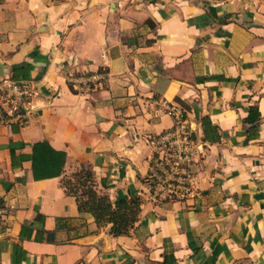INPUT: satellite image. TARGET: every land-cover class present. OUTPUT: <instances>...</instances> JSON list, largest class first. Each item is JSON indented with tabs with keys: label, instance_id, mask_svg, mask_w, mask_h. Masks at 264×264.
I'll return each instance as SVG.
<instances>
[{
	"label": "crops",
	"instance_id": "obj_1",
	"mask_svg": "<svg viewBox=\"0 0 264 264\" xmlns=\"http://www.w3.org/2000/svg\"><path fill=\"white\" fill-rule=\"evenodd\" d=\"M6 77L34 83L37 114L0 120V264H264V0H0ZM174 105L197 156L169 195L152 176ZM40 142L63 176L34 179ZM82 169L112 202L141 198L128 236L66 193Z\"/></svg>",
	"mask_w": 264,
	"mask_h": 264
},
{
	"label": "built area",
	"instance_id": "obj_2",
	"mask_svg": "<svg viewBox=\"0 0 264 264\" xmlns=\"http://www.w3.org/2000/svg\"><path fill=\"white\" fill-rule=\"evenodd\" d=\"M107 73L79 74L71 77L74 91L84 92L100 86ZM36 87L30 81H16L10 77L0 81V120L5 124H16L21 128L30 125L37 114L34 102ZM175 120L172 131L155 141L158 156L154 162L155 180L160 193L176 195L191 187L192 177L188 172L197 156V149L187 131L185 112L179 105L169 108ZM2 212L0 211V215Z\"/></svg>",
	"mask_w": 264,
	"mask_h": 264
},
{
	"label": "trees",
	"instance_id": "obj_3",
	"mask_svg": "<svg viewBox=\"0 0 264 264\" xmlns=\"http://www.w3.org/2000/svg\"><path fill=\"white\" fill-rule=\"evenodd\" d=\"M177 101L184 110H188L180 99ZM255 112L257 114V108H251L250 117ZM184 116L186 118V115ZM249 118L247 121H253ZM260 119L258 117L257 121L253 122L258 124ZM31 159L35 180L58 178L64 174L66 154L55 151L46 142L34 145ZM65 178L62 180V187L66 193L77 199L79 211L91 214L99 227L111 225V234L115 237L128 236L134 229L141 212V198L132 196L112 202L107 195L97 192L94 175L89 170L82 169L73 173L66 182Z\"/></svg>",
	"mask_w": 264,
	"mask_h": 264
},
{
	"label": "rangeland",
	"instance_id": "obj_4",
	"mask_svg": "<svg viewBox=\"0 0 264 264\" xmlns=\"http://www.w3.org/2000/svg\"><path fill=\"white\" fill-rule=\"evenodd\" d=\"M71 175H72V174H71ZM71 175L66 176V178L64 179V182H66L67 179L71 177Z\"/></svg>",
	"mask_w": 264,
	"mask_h": 264
},
{
	"label": "water",
	"instance_id": "obj_5",
	"mask_svg": "<svg viewBox=\"0 0 264 264\" xmlns=\"http://www.w3.org/2000/svg\"><path fill=\"white\" fill-rule=\"evenodd\" d=\"M4 79V78H3ZM3 79H1L0 81H2Z\"/></svg>",
	"mask_w": 264,
	"mask_h": 264
}]
</instances>
